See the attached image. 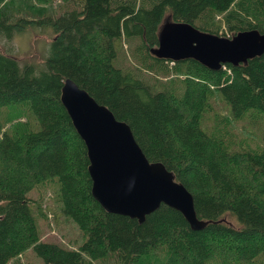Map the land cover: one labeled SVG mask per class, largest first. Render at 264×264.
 I'll use <instances>...</instances> for the list:
<instances>
[{"label": "trees", "instance_id": "16d2710c", "mask_svg": "<svg viewBox=\"0 0 264 264\" xmlns=\"http://www.w3.org/2000/svg\"><path fill=\"white\" fill-rule=\"evenodd\" d=\"M53 1L0 0V36L11 40L28 28L53 34L39 64L0 50V264L19 262L30 249L43 264L156 257L163 264H264V127L262 146L240 149L221 131L231 118L264 124V52L211 70L150 51L167 17L226 36L264 32V0H63L56 15L42 12ZM135 45L142 58L131 56ZM134 57L151 64L154 83L130 66ZM67 78L125 121L146 157L184 184L203 229L192 230L164 204L141 224L101 207L85 144L60 102ZM213 99L227 114L209 127ZM47 180L59 183L60 212L81 232L77 247L39 235L28 193Z\"/></svg>", "mask_w": 264, "mask_h": 264}, {"label": "water", "instance_id": "95a60500", "mask_svg": "<svg viewBox=\"0 0 264 264\" xmlns=\"http://www.w3.org/2000/svg\"><path fill=\"white\" fill-rule=\"evenodd\" d=\"M150 51L172 61L191 57L218 70L223 63L237 66L261 55L264 32L249 28L226 36L167 17ZM60 102L85 144L91 194L107 213L128 216L141 224L164 204L179 211L192 230L205 227L206 222L196 215L192 193L162 162L146 157L125 121L70 78L63 82Z\"/></svg>", "mask_w": 264, "mask_h": 264}, {"label": "rangeland", "instance_id": "374dc122", "mask_svg": "<svg viewBox=\"0 0 264 264\" xmlns=\"http://www.w3.org/2000/svg\"><path fill=\"white\" fill-rule=\"evenodd\" d=\"M64 6L63 0H54L50 5H41L42 12H50L54 15L59 13ZM221 33V31H219ZM53 34L51 32H43L41 30H35L34 28H28L24 32L17 33L15 36L8 40L3 36H0V50L9 51L12 55L19 59L20 63H34L39 64L42 62L47 42L50 41ZM131 56L137 53L138 58H142L135 47L132 49ZM138 58H133L129 64L132 68L136 69V66L140 69L137 73L146 80V82L154 83L156 73L152 71L151 64L141 66ZM160 77V76H159ZM213 110L209 116L211 119L206 121V124L211 127L214 124V120H219L222 116H226L225 107L222 102H211ZM223 116V117H224ZM220 123V121H219ZM264 127L263 122L260 119H255L246 116L243 119H230L227 125L228 131L221 130L226 141H232L235 149L242 147L262 146L261 141V129ZM59 183L56 180H47L42 184H38L31 189L28 196L31 198V202L34 207V213L37 220L39 235L42 240L54 241L65 247L74 248L77 247L83 241L81 232L77 224L69 220L60 212L59 205L56 201V191ZM99 264L98 262H95ZM12 264H43L42 260L35 255L32 249L27 250L20 257V261H15ZM147 264H163V260L160 257H156L154 260Z\"/></svg>", "mask_w": 264, "mask_h": 264}]
</instances>
